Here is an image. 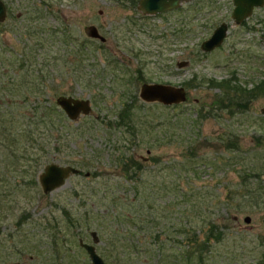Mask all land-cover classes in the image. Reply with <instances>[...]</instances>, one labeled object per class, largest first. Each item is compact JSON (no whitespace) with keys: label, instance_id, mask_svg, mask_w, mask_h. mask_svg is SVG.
Instances as JSON below:
<instances>
[{"label":"rangeland","instance_id":"rangeland-1","mask_svg":"<svg viewBox=\"0 0 264 264\" xmlns=\"http://www.w3.org/2000/svg\"><path fill=\"white\" fill-rule=\"evenodd\" d=\"M137 1L2 0V124L45 121L34 161L10 156L28 145L22 137L0 142V264H90L77 239L91 243L92 230L105 264H264V95L234 90L264 81V4L235 25L231 0L154 15L140 14ZM220 22L225 39L202 52ZM142 82L183 86L186 99L142 102ZM58 95L88 99L91 112L69 120ZM127 156L143 166L133 181L115 162ZM50 162L79 171L44 194L37 174ZM114 211L135 223L115 221ZM209 233L201 261L176 258L186 235Z\"/></svg>","mask_w":264,"mask_h":264},{"label":"water","instance_id":"water-1","mask_svg":"<svg viewBox=\"0 0 264 264\" xmlns=\"http://www.w3.org/2000/svg\"><path fill=\"white\" fill-rule=\"evenodd\" d=\"M191 0H138L136 8L142 15H152L166 12L177 8L181 3ZM232 9L230 19L233 24H239L243 19L247 18L254 8H260L264 0H231ZM6 16V8L2 0H0V22H3ZM86 36L104 42V37L99 34L96 27L88 25L84 28ZM227 33V25L225 22H220L211 31L210 35L202 40L199 44V49L202 52H209L218 47ZM264 60V54L262 55ZM186 60L177 61L175 66H186ZM138 98L145 103L156 102L161 105H174L184 102L186 99L185 89L180 85L167 83L143 82L138 88ZM55 104L65 114V116L74 121L79 114L87 115L91 112L87 99H79L72 96L58 95ZM264 114V106L260 109ZM78 169L71 165H57L56 163H47L37 174V182L41 192L46 194L65 183V180L72 174L78 173ZM243 222L248 223L249 217L244 216ZM93 242L96 241L94 233ZM88 255L90 264H104L103 260L95 253L91 245L82 244Z\"/></svg>","mask_w":264,"mask_h":264},{"label":"trees","instance_id":"trees-1","mask_svg":"<svg viewBox=\"0 0 264 264\" xmlns=\"http://www.w3.org/2000/svg\"><path fill=\"white\" fill-rule=\"evenodd\" d=\"M128 2L134 3L135 0H126ZM187 82H185L186 85ZM226 87L230 86V84H228L227 82H225ZM223 84V83H222ZM236 90V92H238V95H242V97H244L246 100L249 98H253L256 95H264V81L256 84L255 86H253V88L251 90H244L243 88H240L239 86H234ZM37 108V106L35 107V109ZM127 105H125V107L123 108V110H121L118 113V117H120V119H123V115H126L125 112H127ZM51 112V110L47 113L46 116H49V113ZM42 114V113H41ZM45 114V113H44ZM35 118L37 117V114H33ZM41 116V115H40ZM128 117V116H127ZM126 117V118H127ZM5 119H3L2 115H0V142L3 140L4 142L6 141L7 144V148L9 147H14L16 146V141L21 138L24 139L25 142H28V145L23 148L20 152H18L16 154V151L14 154H12L11 151H9L10 156L14 155V160H23L25 162V160H30V161H34L36 160V157L34 156V151L36 148H38L39 146H41V143L38 141V138H36V136L34 135V133L36 135H41L42 132H39L38 129V122H44L45 120L41 117H39L38 119L32 120V121H26L23 124H18L16 127H13L11 129V127H5L2 124V121H4ZM7 123H9L11 120L6 119ZM38 121V122H37ZM9 129H11V131H9ZM18 137V138H17ZM41 139H43L41 137ZM16 150V147H15ZM128 157V156H127ZM117 165H119L120 169L123 170L125 172V176L126 178H128V180H135L136 176L138 175V172L143 168V166L140 163H137L136 160H131L130 157L125 158V157H119L118 160L115 161ZM3 180L0 177V183H2ZM132 189L134 190V194L138 193L137 188L135 185L131 186ZM152 208V206H148V211L149 208ZM113 215L115 217V221L122 223V222H126V223H131L134 224L135 223V217L131 214H123V213H117L116 211L112 212ZM211 227L212 225H209V232H211ZM176 232V230H174ZM211 234L209 233L208 235H206L202 241H198V239H196V235L195 234H191L190 236H185L184 237V241L185 244H178L179 247H181L180 245L182 244L181 250L179 252V254H176V258L178 259L180 256H187L188 258L191 257L192 255L196 256V260L199 262L201 261L202 258V253L205 252V249H207V245H208V237ZM221 236V232L216 231V233L212 236L213 239H219ZM159 235L155 234L154 235V239L153 240H158ZM179 242V241H178ZM130 246L133 248L134 252H137V245L136 243L132 242L130 244ZM184 249V250H183ZM150 254V253H148Z\"/></svg>","mask_w":264,"mask_h":264},{"label":"flooded vegetation","instance_id":"flooded-vegetation-1","mask_svg":"<svg viewBox=\"0 0 264 264\" xmlns=\"http://www.w3.org/2000/svg\"><path fill=\"white\" fill-rule=\"evenodd\" d=\"M264 4V3H263ZM263 6V5H262ZM261 6V7H262ZM253 11V10H252ZM158 14V13H157ZM251 14H252V12H251ZM250 14V15H251ZM152 15H154V14H152ZM249 15V16H250ZM248 16V17H249ZM247 17V18H248ZM247 18H245V19H243L239 24H242V23H244V21L247 19ZM227 25V24H226ZM235 25H238V24H235ZM86 26H88V25H86ZM85 26V27H86ZM94 26V25H93ZM97 29V28H96ZM227 30H228V25H227ZM226 37V36H225ZM225 39V38H224ZM223 39V40H224ZM222 43V42H221ZM221 45V44H220ZM219 45V46H220ZM218 46V47H219ZM217 48V47H216ZM215 49V48H214ZM176 64V63H175ZM137 78V77H136ZM143 83V82H142ZM141 84V83H140ZM184 88V87H183ZM185 89V88H184ZM76 98V97H75ZM79 99H82V98H79ZM86 99V98H85ZM88 100V99H87ZM59 108V107H58ZM60 109V108H59ZM61 110V109H60ZM62 111V110H61ZM63 112V111H62ZM64 113V112H63ZM79 116H81V114H79L78 116H77V118L79 117ZM77 118L75 119V120H77ZM74 120V121H75ZM145 159V158H144ZM92 233H94V235L96 236V241L95 242H93V236L91 235ZM88 235H89V237H90V242L91 243H87V242H84L81 238H78L77 239V244H78V246L84 251V253H85V255L87 256V258H88V255H87V253H86V250L84 249V247L82 246V244H85V245H91L92 247H93V249H94V251H95V253L102 259V257L96 252V250H95V247H94V244H96L97 242H98V237H97V235H96V232L95 231H89L88 232ZM4 256H5V254H4ZM88 260H89V258H88ZM103 260V259H102ZM90 262V261H89ZM104 262V261H103ZM8 264H22V263H20V262H9ZM104 264H105V262H104Z\"/></svg>","mask_w":264,"mask_h":264}]
</instances>
